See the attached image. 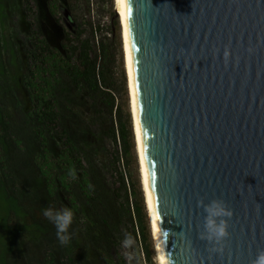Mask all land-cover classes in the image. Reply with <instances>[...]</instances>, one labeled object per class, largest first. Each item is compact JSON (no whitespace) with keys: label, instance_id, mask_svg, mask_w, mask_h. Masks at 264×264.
I'll return each instance as SVG.
<instances>
[{"label":"water","instance_id":"95a60500","mask_svg":"<svg viewBox=\"0 0 264 264\" xmlns=\"http://www.w3.org/2000/svg\"><path fill=\"white\" fill-rule=\"evenodd\" d=\"M118 13L157 264H252L264 250V0H118ZM213 199L233 211L222 255L199 238L197 202Z\"/></svg>","mask_w":264,"mask_h":264},{"label":"trees","instance_id":"16d2710c","mask_svg":"<svg viewBox=\"0 0 264 264\" xmlns=\"http://www.w3.org/2000/svg\"><path fill=\"white\" fill-rule=\"evenodd\" d=\"M60 1L12 0L24 46L0 2V264H128L126 237L149 260L143 203L125 171L134 136L119 104L124 73L118 81L98 27L64 25ZM48 207L73 210L68 245Z\"/></svg>","mask_w":264,"mask_h":264},{"label":"rangeland","instance_id":"374dc122","mask_svg":"<svg viewBox=\"0 0 264 264\" xmlns=\"http://www.w3.org/2000/svg\"><path fill=\"white\" fill-rule=\"evenodd\" d=\"M7 1V0H6ZM64 2L60 1V16L62 17V21L65 26L69 30L75 29L76 25H81L83 30H86L87 24L94 25L98 27L97 39H105L107 43L111 44V47L117 53L118 57V67H117V77L118 81L122 82V72L125 76V91L120 92L119 104L122 107L123 113L129 114L130 121L132 123V116L130 113V98L128 94V81L126 74V66L124 69L125 59L123 63L124 56V47L121 42L120 36V25L119 20L117 18V14L115 13V1L114 0H64ZM8 3V2H7ZM9 13V29L12 34H15L16 42L15 46H24V39L21 34L18 33L16 28V17L12 9H8ZM117 20V26L113 25L114 20ZM111 30V31H110ZM87 32V31H86ZM123 48V51H122ZM132 135L133 127L131 124ZM133 151L130 155L129 166L125 171H128L129 177L133 183L134 189L136 191L137 199L142 201L144 207V213L146 216V227H147V241L145 245H147L150 259H146L143 249L144 244L140 242L138 239H132V244L128 247L121 246V253L127 260L128 264H157V259L154 250V244L151 235V229L148 220V214L145 206L141 179L138 167V160L136 149L134 145L133 138ZM121 171H123V167L120 166Z\"/></svg>","mask_w":264,"mask_h":264},{"label":"clouds","instance_id":"9594fccd","mask_svg":"<svg viewBox=\"0 0 264 264\" xmlns=\"http://www.w3.org/2000/svg\"><path fill=\"white\" fill-rule=\"evenodd\" d=\"M249 53L252 49H247ZM231 56L230 51L227 47L223 52V60L227 65L229 58ZM71 175V173H70ZM75 177L73 176V179ZM197 206L203 209V230L199 234V238L206 241L211 245L209 251L211 253L222 255L224 253L226 244L225 241L229 236L228 233V220L233 216V211L225 204L223 200L213 199L208 203H204L203 200L197 202ZM260 205H258L259 207ZM43 216L51 222L55 227V235L58 243L61 246L68 245L72 238V233L69 229L73 223L74 212L71 208L61 207L60 209H55L53 207H48L43 209ZM123 246L128 247L132 244L131 237H126L122 242ZM160 264H166L163 255L161 254ZM252 264H264V250L257 253Z\"/></svg>","mask_w":264,"mask_h":264},{"label":"bare ground","instance_id":"6f19581e","mask_svg":"<svg viewBox=\"0 0 264 264\" xmlns=\"http://www.w3.org/2000/svg\"><path fill=\"white\" fill-rule=\"evenodd\" d=\"M115 1V10H116V14L117 16L119 17V20H120V27H121V37H122V43H123V31H122V19H121V16L120 14L118 13V0H114ZM123 47H124V43H123ZM124 57H125V52H124ZM125 66H126V61H125ZM126 73H127V70H126ZM128 81V79H127ZM128 94H129V88H128ZM130 98V96H129ZM130 109H131V105H130ZM132 116V115H131ZM133 127V125H132ZM136 149V147H135ZM142 186V185H141ZM149 220V219H148ZM150 225V224H149ZM152 235V234H151ZM153 240V239H152Z\"/></svg>","mask_w":264,"mask_h":264},{"label":"flooded vegetation","instance_id":"af4514ba","mask_svg":"<svg viewBox=\"0 0 264 264\" xmlns=\"http://www.w3.org/2000/svg\"><path fill=\"white\" fill-rule=\"evenodd\" d=\"M3 2L4 4H5V6H6V8H7V10L8 9H12V0H0V2ZM29 3H28V7H31L32 6V8H33V6L35 5V3H34V0H27ZM8 2V3H7ZM9 12V11H8ZM29 12H30V9H28L27 10V14H29ZM9 14V13H8Z\"/></svg>","mask_w":264,"mask_h":264}]
</instances>
